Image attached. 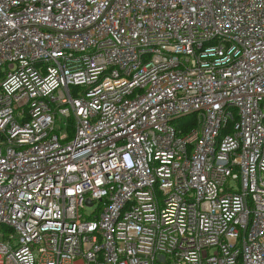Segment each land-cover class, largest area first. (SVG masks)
<instances>
[{
    "label": "built area",
    "instance_id": "built-area-1",
    "mask_svg": "<svg viewBox=\"0 0 264 264\" xmlns=\"http://www.w3.org/2000/svg\"><path fill=\"white\" fill-rule=\"evenodd\" d=\"M0 264H264V0H0Z\"/></svg>",
    "mask_w": 264,
    "mask_h": 264
},
{
    "label": "rangeland",
    "instance_id": "rangeland-1",
    "mask_svg": "<svg viewBox=\"0 0 264 264\" xmlns=\"http://www.w3.org/2000/svg\"><path fill=\"white\" fill-rule=\"evenodd\" d=\"M191 119H192L191 116H186V117H184L182 120H183V121H187V122H191ZM178 122H179L178 120L173 121L174 124H176V123H178Z\"/></svg>",
    "mask_w": 264,
    "mask_h": 264
}]
</instances>
